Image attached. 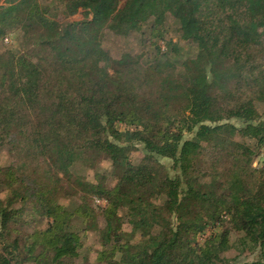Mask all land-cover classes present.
<instances>
[{
    "label": "trees",
    "instance_id": "trees-1",
    "mask_svg": "<svg viewBox=\"0 0 264 264\" xmlns=\"http://www.w3.org/2000/svg\"><path fill=\"white\" fill-rule=\"evenodd\" d=\"M263 107L264 0H0V264H264Z\"/></svg>",
    "mask_w": 264,
    "mask_h": 264
},
{
    "label": "rangeland",
    "instance_id": "rangeland-1",
    "mask_svg": "<svg viewBox=\"0 0 264 264\" xmlns=\"http://www.w3.org/2000/svg\"><path fill=\"white\" fill-rule=\"evenodd\" d=\"M4 2V0H1ZM83 17L82 14H76L72 17V19H81ZM19 31L13 32L10 36H8V43H5L6 45H10V43L14 42L16 38L18 37ZM104 44L106 48L115 56H118L120 53L121 49H126V50H141L143 47L140 48V34H133V35H128V36H121L118 34H115L109 30H105L104 33ZM170 36H173L174 40H178L177 34L175 32V29L173 27H170ZM147 36L144 35V38ZM264 108V107H263ZM139 150L135 152V156L138 157L141 154V147H138ZM165 163L169 164L167 160H164ZM253 164L255 167L263 166L264 164V151L258 155L254 161ZM105 166V164H103ZM101 165L102 167H104ZM99 166L98 168H95V170H80V177L86 182V181H92V182H97L98 180H105V178L102 176L104 174L103 168ZM95 174H98L99 177H95ZM110 177H107V181H109ZM94 204L95 206H102L105 204V201L102 199H94ZM87 243L89 245L93 246L94 249L98 248V243L97 240L94 238V236H91L88 238ZM226 256L228 258H238L241 261H248V260H253L256 259L260 256L258 251H245L244 253H240L239 248L238 249H232L231 251H228L226 253Z\"/></svg>",
    "mask_w": 264,
    "mask_h": 264
}]
</instances>
